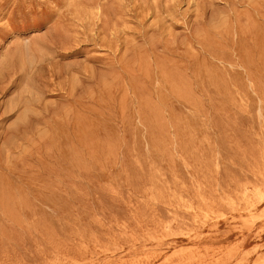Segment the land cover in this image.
I'll use <instances>...</instances> for the list:
<instances>
[{"label":"rangeland","instance_id":"1","mask_svg":"<svg viewBox=\"0 0 264 264\" xmlns=\"http://www.w3.org/2000/svg\"><path fill=\"white\" fill-rule=\"evenodd\" d=\"M0 264H264V0H0Z\"/></svg>","mask_w":264,"mask_h":264}]
</instances>
